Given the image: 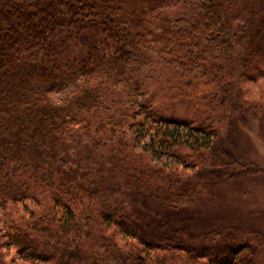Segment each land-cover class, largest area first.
Listing matches in <instances>:
<instances>
[{"label":"trees","instance_id":"trees-1","mask_svg":"<svg viewBox=\"0 0 264 264\" xmlns=\"http://www.w3.org/2000/svg\"><path fill=\"white\" fill-rule=\"evenodd\" d=\"M262 81L264 0H0V264H264L198 210Z\"/></svg>","mask_w":264,"mask_h":264},{"label":"rangeland","instance_id":"rangeland-1","mask_svg":"<svg viewBox=\"0 0 264 264\" xmlns=\"http://www.w3.org/2000/svg\"><path fill=\"white\" fill-rule=\"evenodd\" d=\"M248 88V97L264 101V81ZM234 148L241 159L263 171L257 177L212 187L210 203L198 206L199 218L206 229L234 223L253 226L264 233V124L259 118L241 127Z\"/></svg>","mask_w":264,"mask_h":264}]
</instances>
